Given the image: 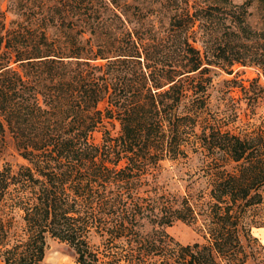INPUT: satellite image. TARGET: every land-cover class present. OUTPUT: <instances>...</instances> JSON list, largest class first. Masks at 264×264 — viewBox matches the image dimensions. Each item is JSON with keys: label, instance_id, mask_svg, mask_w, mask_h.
<instances>
[{"label": "trees", "instance_id": "16d2710c", "mask_svg": "<svg viewBox=\"0 0 264 264\" xmlns=\"http://www.w3.org/2000/svg\"><path fill=\"white\" fill-rule=\"evenodd\" d=\"M2 2L0 154L9 136L25 160L16 171L0 170V205L10 199L23 221L11 241L9 221L0 217L3 264H39L47 237L67 243L78 264H104L89 243L92 232L109 243L143 216L159 225L194 221L186 200L145 212L137 176L180 152L182 134L205 103L203 75L211 67L231 73L236 64L255 65L264 77V0H257L259 28L247 20L253 0H207L191 12L174 7L160 37L143 33L141 0H6L5 9ZM190 89L199 94L194 109L177 114ZM104 117L116 118L121 132L98 146L89 136ZM202 134L201 146L213 156L204 211L209 240L177 245L176 264L235 256L238 210L259 202L264 186L263 134ZM121 158L127 163L116 168ZM139 247L143 258L159 245L146 239Z\"/></svg>", "mask_w": 264, "mask_h": 264}, {"label": "rangeland", "instance_id": "374dc122", "mask_svg": "<svg viewBox=\"0 0 264 264\" xmlns=\"http://www.w3.org/2000/svg\"><path fill=\"white\" fill-rule=\"evenodd\" d=\"M141 1L143 33L149 28L160 37L169 27L174 7L178 12L185 9L191 12L196 4L207 0ZM230 1L241 4L245 0ZM6 5V0H3L1 8L5 9ZM247 10L250 13L247 16L250 25L253 28L261 27L257 0H253ZM11 18L12 15L7 13V20ZM194 29L195 27L188 31L190 42ZM195 45L200 46L201 42ZM203 77L207 79L203 92L205 103L198 109L195 124L186 127L182 134L180 152L175 157L166 156L157 163L150 164L147 170L137 176L139 183L134 190L143 205L147 204L145 212L157 213L163 203H170L173 208H177L186 200L194 209L196 219L192 222L173 219L170 225H159L157 219L143 216L134 223L127 235L113 238L109 241L110 244L106 243V239L100 234L92 232L89 243L92 249L98 252L104 264H176L177 245L208 243L209 233L204 223V211L207 210L209 200L208 167L213 156L201 146L202 133L219 129L221 132L226 131L241 137L255 133L264 135V77L257 66L240 64L234 65L231 73L211 67ZM187 94L178 105L177 114L194 109L191 100L199 94L194 95L192 89L188 90ZM106 105V101H101L98 108L104 110ZM120 132V123L116 118L104 117L90 134L89 141L102 146L107 139L113 144V139L119 136ZM110 157L112 159L109 161L115 159L114 154ZM126 163V158H121L115 167L122 168ZM23 164L25 160L15 149L11 138L6 136L5 147L0 154V170L8 166L12 171H16ZM106 164L112 166L111 162ZM233 164H228L226 168L230 170ZM259 192V202L238 210V249L233 257L219 258L222 264H264V186ZM0 217L9 221V237L12 241L23 226L22 212L7 199L0 205ZM146 239L154 240L159 247L149 249V255L144 254L141 258L145 252L139 247V242ZM46 242L45 254L39 264H78L72 248L67 243L52 237H47ZM131 247L135 249L132 250ZM237 258H241L243 263L237 262ZM0 264H3L1 257Z\"/></svg>", "mask_w": 264, "mask_h": 264}]
</instances>
